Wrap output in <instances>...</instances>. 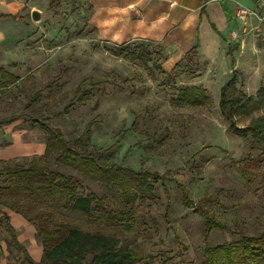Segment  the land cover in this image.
I'll list each match as a JSON object with an SVG mask.
<instances>
[{
  "label": "rangeland",
  "instance_id": "obj_1",
  "mask_svg": "<svg viewBox=\"0 0 264 264\" xmlns=\"http://www.w3.org/2000/svg\"><path fill=\"white\" fill-rule=\"evenodd\" d=\"M233 3L228 12L233 24L217 38L189 41L178 34L157 43L115 40L92 0H0V66L16 77L0 90V122L12 120L0 124V168L39 158L47 137L44 126L59 130L82 152L118 142L105 162L160 177L152 192L133 204L131 227L95 226L79 212L61 211L58 219L112 235L124 250L141 256L129 264H202L206 241L218 246L264 234V145L231 132L218 106L231 57L237 88L246 96L260 88L264 94V38L253 19L236 15L248 0ZM34 10L40 14L37 21L31 18ZM195 42L197 64L192 66L184 56ZM192 85L204 88L206 105L177 100V90ZM37 92L38 99L27 107ZM260 116L264 96L237 125ZM54 155L48 158L51 168L76 173L56 164ZM78 175L83 196L119 201L117 190ZM179 185L192 207L184 203ZM200 209L222 226L207 239ZM2 212L18 243L39 260L43 247L34 225L0 205ZM0 264H27L2 222Z\"/></svg>",
  "mask_w": 264,
  "mask_h": 264
},
{
  "label": "trees",
  "instance_id": "obj_2",
  "mask_svg": "<svg viewBox=\"0 0 264 264\" xmlns=\"http://www.w3.org/2000/svg\"><path fill=\"white\" fill-rule=\"evenodd\" d=\"M3 16H13L10 14ZM212 28L215 30L214 25ZM119 47V52L128 49ZM196 42L185 54L188 62L197 64ZM130 55V54H129ZM231 75L220 91L219 110L231 132L243 138L248 136L264 145V116L253 118L245 126L237 123L242 115L250 114L263 100V89L255 95L246 96L237 85L239 75L234 69L231 57ZM177 67V64L174 68ZM192 75V74H191ZM16 77L0 66V90L14 83ZM39 93L30 97L27 107L38 99ZM204 88L199 85L185 86L177 90V100L189 106H203L208 103ZM12 120H3L0 124H9ZM36 122V121H35ZM46 143L43 154L32 158L27 164H4L0 168V205L20 214L33 224L41 239L43 253L39 260L33 259L25 247L18 243L15 229L9 216L2 212L0 222L4 223L13 245L23 253L27 264H129L141 258L134 250H124L118 240L101 230L85 231L74 227L67 220L58 219L61 211L79 212L88 223L106 228H130L134 222L132 206L137 199L149 195L160 180L156 174L135 171L120 166L114 161L105 162L104 158H113L115 144L103 150L82 152L69 145L63 134L57 129L46 126ZM54 155V162L70 168L76 173H67L50 167L48 158ZM78 174L90 180L117 190L119 201L112 203L108 196L80 193L82 182ZM184 203H192L184 195ZM205 222L204 235L215 229H222L212 216L200 209ZM264 260V234L254 237L241 236L237 242H228L211 246L206 241L202 264H260Z\"/></svg>",
  "mask_w": 264,
  "mask_h": 264
},
{
  "label": "crops",
  "instance_id": "obj_3",
  "mask_svg": "<svg viewBox=\"0 0 264 264\" xmlns=\"http://www.w3.org/2000/svg\"><path fill=\"white\" fill-rule=\"evenodd\" d=\"M169 1L174 3L173 6ZM228 1L231 2L229 6ZM228 1L92 0L95 13L102 17L103 26L115 40L141 38L157 43L178 34L189 41L197 40V37L201 42L213 36L217 38L220 30L233 24L228 22V12L233 2L238 0ZM248 2L251 6L252 0ZM7 14L12 15H1Z\"/></svg>",
  "mask_w": 264,
  "mask_h": 264
},
{
  "label": "built area",
  "instance_id": "obj_4",
  "mask_svg": "<svg viewBox=\"0 0 264 264\" xmlns=\"http://www.w3.org/2000/svg\"><path fill=\"white\" fill-rule=\"evenodd\" d=\"M173 4L172 1H169L170 6ZM236 15L242 19H253L256 23L257 32L264 38V0H252L251 6H239Z\"/></svg>",
  "mask_w": 264,
  "mask_h": 264
},
{
  "label": "water",
  "instance_id": "obj_5",
  "mask_svg": "<svg viewBox=\"0 0 264 264\" xmlns=\"http://www.w3.org/2000/svg\"><path fill=\"white\" fill-rule=\"evenodd\" d=\"M31 18H32V20H34V21L39 20V19H40V14H39V12H38L37 10L32 11V12H31Z\"/></svg>",
  "mask_w": 264,
  "mask_h": 264
}]
</instances>
